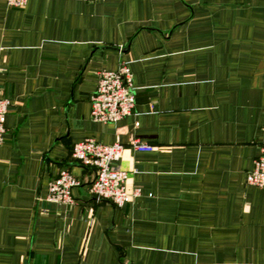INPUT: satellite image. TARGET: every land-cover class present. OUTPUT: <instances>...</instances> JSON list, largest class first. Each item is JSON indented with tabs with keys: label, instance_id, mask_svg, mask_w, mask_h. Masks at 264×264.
<instances>
[{
	"label": "crops",
	"instance_id": "crops-1",
	"mask_svg": "<svg viewBox=\"0 0 264 264\" xmlns=\"http://www.w3.org/2000/svg\"><path fill=\"white\" fill-rule=\"evenodd\" d=\"M127 64L133 113L90 117ZM0 264H264V0H0ZM85 139L125 146L122 207L96 202ZM132 139L151 153L128 148ZM62 170L74 204L48 203Z\"/></svg>",
	"mask_w": 264,
	"mask_h": 264
},
{
	"label": "built area",
	"instance_id": "built-area-1",
	"mask_svg": "<svg viewBox=\"0 0 264 264\" xmlns=\"http://www.w3.org/2000/svg\"><path fill=\"white\" fill-rule=\"evenodd\" d=\"M13 8H23L27 0H7ZM90 117L94 122L117 123L130 116L136 105V94L132 73L127 64L115 71H100L95 91L90 96ZM10 103L0 94V146L4 140L5 117ZM128 148L137 153H151L154 148L139 139H132ZM125 146L116 142L104 145L93 139H85L72 146L71 156L81 166L94 171V179L89 187L96 202L106 201L116 207H122L140 196L135 188L126 189L128 174L116 166L121 159ZM248 185L264 190V145L254 161L253 169L245 177ZM80 185L79 181L67 170H62L48 185L46 201L53 204L70 206L74 204L72 191Z\"/></svg>",
	"mask_w": 264,
	"mask_h": 264
}]
</instances>
